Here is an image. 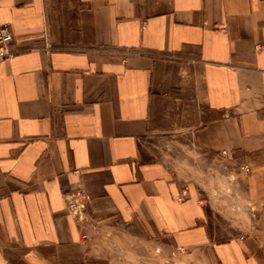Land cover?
I'll return each instance as SVG.
<instances>
[{
  "label": "crops",
  "instance_id": "1",
  "mask_svg": "<svg viewBox=\"0 0 264 264\" xmlns=\"http://www.w3.org/2000/svg\"><path fill=\"white\" fill-rule=\"evenodd\" d=\"M0 27V264H132L111 230L264 264V0H0ZM163 99L200 110L196 168L147 146Z\"/></svg>",
  "mask_w": 264,
  "mask_h": 264
},
{
  "label": "rangeland",
  "instance_id": "2",
  "mask_svg": "<svg viewBox=\"0 0 264 264\" xmlns=\"http://www.w3.org/2000/svg\"><path fill=\"white\" fill-rule=\"evenodd\" d=\"M152 120L151 133L148 138L147 146L156 149L161 157L168 156L173 158L178 163V166L189 165L196 168L197 154L193 149V145L189 143L190 136H192L193 127L200 123V110L193 102H178L174 99H163L159 105L157 113ZM190 125V127H188ZM155 136H160V143L157 147L152 145ZM165 138V139H164ZM151 142V143H150ZM163 150V152H162ZM166 152V153H165ZM213 166L214 161H209ZM220 165V164H219ZM184 198H181V200ZM96 243L101 249H108L110 253L120 251L127 254L124 258L132 264H145L142 259H152V256H143L140 261L137 257L128 255L126 251L128 248L146 249L150 247H174L171 243L165 241H149L142 237L133 236L130 231L122 230L121 232H114L111 230L108 234L100 237ZM126 249V250H123ZM135 259V261L133 260ZM165 257H157V263H164ZM195 259V258H194ZM174 264H181V257L174 256ZM191 263L193 261H190Z\"/></svg>",
  "mask_w": 264,
  "mask_h": 264
},
{
  "label": "built area",
  "instance_id": "3",
  "mask_svg": "<svg viewBox=\"0 0 264 264\" xmlns=\"http://www.w3.org/2000/svg\"><path fill=\"white\" fill-rule=\"evenodd\" d=\"M17 51L14 49V39L11 32L3 27H0V63L12 59L17 55ZM187 192L182 193L181 198H184ZM85 195L77 191L72 194L69 198V208L71 211L77 215L85 207Z\"/></svg>",
  "mask_w": 264,
  "mask_h": 264
}]
</instances>
